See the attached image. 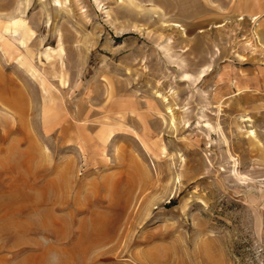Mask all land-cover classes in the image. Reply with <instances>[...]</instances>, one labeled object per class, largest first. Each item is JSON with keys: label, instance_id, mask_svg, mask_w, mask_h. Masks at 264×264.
<instances>
[{"label": "rangeland", "instance_id": "1", "mask_svg": "<svg viewBox=\"0 0 264 264\" xmlns=\"http://www.w3.org/2000/svg\"><path fill=\"white\" fill-rule=\"evenodd\" d=\"M59 1L0 0V264H264V0Z\"/></svg>", "mask_w": 264, "mask_h": 264}, {"label": "bare ground", "instance_id": "2", "mask_svg": "<svg viewBox=\"0 0 264 264\" xmlns=\"http://www.w3.org/2000/svg\"><path fill=\"white\" fill-rule=\"evenodd\" d=\"M59 1V0H58ZM60 2V1H59ZM171 112V111H170ZM172 114V113H171ZM173 117H172V122H173ZM210 128H211V125L210 124H207ZM208 129V128H207Z\"/></svg>", "mask_w": 264, "mask_h": 264}]
</instances>
